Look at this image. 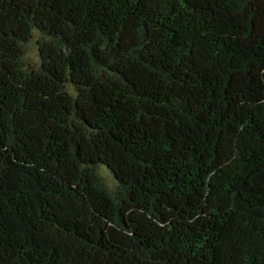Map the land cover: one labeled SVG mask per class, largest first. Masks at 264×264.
<instances>
[{"label": "trees", "instance_id": "trees-1", "mask_svg": "<svg viewBox=\"0 0 264 264\" xmlns=\"http://www.w3.org/2000/svg\"><path fill=\"white\" fill-rule=\"evenodd\" d=\"M0 264H264V0H0Z\"/></svg>", "mask_w": 264, "mask_h": 264}, {"label": "rangeland", "instance_id": "rangeland-1", "mask_svg": "<svg viewBox=\"0 0 264 264\" xmlns=\"http://www.w3.org/2000/svg\"><path fill=\"white\" fill-rule=\"evenodd\" d=\"M38 34L35 32L33 39H31L27 46L25 52V61L30 66H36L39 62L38 58V47L36 44ZM100 167L99 174L103 178L104 182L108 185L110 189H113L115 186V181L111 174L106 170Z\"/></svg>", "mask_w": 264, "mask_h": 264}]
</instances>
